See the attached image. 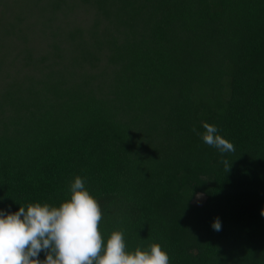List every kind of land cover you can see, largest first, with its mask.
Returning a JSON list of instances; mask_svg holds the SVG:
<instances>
[{
    "label": "trees",
    "instance_id": "trees-1",
    "mask_svg": "<svg viewBox=\"0 0 264 264\" xmlns=\"http://www.w3.org/2000/svg\"><path fill=\"white\" fill-rule=\"evenodd\" d=\"M76 176L127 251L264 264V0H0V210Z\"/></svg>",
    "mask_w": 264,
    "mask_h": 264
},
{
    "label": "clouds",
    "instance_id": "clouds-1",
    "mask_svg": "<svg viewBox=\"0 0 264 264\" xmlns=\"http://www.w3.org/2000/svg\"><path fill=\"white\" fill-rule=\"evenodd\" d=\"M205 144L221 153L234 152L218 128L203 122ZM229 171L227 160L223 161ZM102 211L97 199L76 176L70 196L59 206L30 203L18 211L0 210V264H169V255L158 243L148 250L127 251L124 233L113 231L105 240L100 231ZM264 216V210H261ZM212 227L221 230L217 218ZM44 252L45 259H39Z\"/></svg>",
    "mask_w": 264,
    "mask_h": 264
},
{
    "label": "rangeland",
    "instance_id": "rangeland-1",
    "mask_svg": "<svg viewBox=\"0 0 264 264\" xmlns=\"http://www.w3.org/2000/svg\"><path fill=\"white\" fill-rule=\"evenodd\" d=\"M28 9H30V8H28ZM34 15V14H33ZM203 196L202 195H199L197 198H196V200H195V202L196 203H202V201H203Z\"/></svg>",
    "mask_w": 264,
    "mask_h": 264
}]
</instances>
